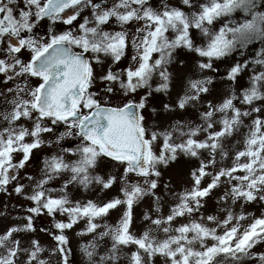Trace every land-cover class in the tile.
I'll list each match as a JSON object with an SVG mask.
<instances>
[{
    "label": "rangeland",
    "instance_id": "374dc122",
    "mask_svg": "<svg viewBox=\"0 0 264 264\" xmlns=\"http://www.w3.org/2000/svg\"><path fill=\"white\" fill-rule=\"evenodd\" d=\"M46 1L0 0V264H62V243L71 264L263 263L264 0H80L41 19ZM49 30L89 61L73 110L138 105L145 171L36 106Z\"/></svg>",
    "mask_w": 264,
    "mask_h": 264
},
{
    "label": "water",
    "instance_id": "95a60500",
    "mask_svg": "<svg viewBox=\"0 0 264 264\" xmlns=\"http://www.w3.org/2000/svg\"><path fill=\"white\" fill-rule=\"evenodd\" d=\"M78 1L47 0L40 18L57 15ZM130 1L139 5L145 0ZM105 3L100 0L94 6L101 7ZM32 69L48 75L36 96L40 109L49 115L69 114L67 122L80 119L78 130L84 138L99 142L111 154L127 155L135 171L147 169V143L139 129L141 115L135 102L122 106L99 105L85 117L79 110L71 111L72 102L81 101L82 87L88 78V61L84 54L74 52L66 43L55 42L39 53Z\"/></svg>",
    "mask_w": 264,
    "mask_h": 264
},
{
    "label": "flooded vegetation",
    "instance_id": "af4514ba",
    "mask_svg": "<svg viewBox=\"0 0 264 264\" xmlns=\"http://www.w3.org/2000/svg\"><path fill=\"white\" fill-rule=\"evenodd\" d=\"M21 34H23V33H21ZM31 36H33V38L36 37V35H32L31 32L26 33V35H25L26 38H24V39L22 38V36H20V37L18 36V38H20L23 43L22 44L21 43L18 44V48H20L19 51H18L19 52L18 54H20V55H19V57L17 59V66H20L22 64V61L24 60V58H26L28 56L27 51L30 50L29 49L30 47H28V46H30L32 44V41H27V38L31 37ZM48 45H50V30H49V34H48V43L46 44V46H48ZM18 48H17V50H18ZM45 78H46V75H44L43 79H45ZM24 86H27V82H24ZM37 87H36V90L34 92L35 96H36V93H37Z\"/></svg>",
    "mask_w": 264,
    "mask_h": 264
},
{
    "label": "trees",
    "instance_id": "16d2710c",
    "mask_svg": "<svg viewBox=\"0 0 264 264\" xmlns=\"http://www.w3.org/2000/svg\"><path fill=\"white\" fill-rule=\"evenodd\" d=\"M65 243L60 244L61 249L63 250V257H62V264H71V262H73V260L71 259V255L70 254H65V253H69V248L66 247ZM66 249V250H65ZM67 251V252H66ZM65 252V253H64ZM72 260V261H71Z\"/></svg>",
    "mask_w": 264,
    "mask_h": 264
}]
</instances>
